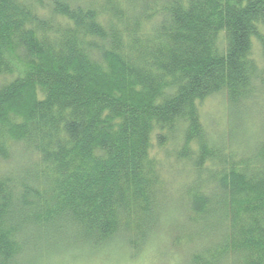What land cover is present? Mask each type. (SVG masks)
I'll list each match as a JSON object with an SVG mask.
<instances>
[{
    "label": "trees",
    "instance_id": "obj_1",
    "mask_svg": "<svg viewBox=\"0 0 264 264\" xmlns=\"http://www.w3.org/2000/svg\"><path fill=\"white\" fill-rule=\"evenodd\" d=\"M159 251L264 264V0H0V264Z\"/></svg>",
    "mask_w": 264,
    "mask_h": 264
},
{
    "label": "rangeland",
    "instance_id": "obj_2",
    "mask_svg": "<svg viewBox=\"0 0 264 264\" xmlns=\"http://www.w3.org/2000/svg\"><path fill=\"white\" fill-rule=\"evenodd\" d=\"M257 47V46H256ZM202 113L205 115V119L211 122H219L221 123L224 119L223 116L225 114V104L223 98L221 96H215L206 99L201 107ZM113 252V251H112ZM108 252H104L103 256H99L94 261H83L77 264H181V262H177L172 258L168 257V253H164L163 251L155 252L154 254L150 253L146 256H140L137 259L134 258H117V259H109L105 257ZM108 255H111L109 253ZM103 258V259H102ZM100 259V260H99ZM102 259V260H101ZM174 260V261H173ZM63 260L54 259L53 264H60ZM67 264V263H64Z\"/></svg>",
    "mask_w": 264,
    "mask_h": 264
}]
</instances>
